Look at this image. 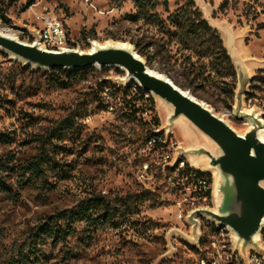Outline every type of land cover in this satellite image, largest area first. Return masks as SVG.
Masks as SVG:
<instances>
[{"label":"rangeland","instance_id":"obj_1","mask_svg":"<svg viewBox=\"0 0 264 264\" xmlns=\"http://www.w3.org/2000/svg\"><path fill=\"white\" fill-rule=\"evenodd\" d=\"M188 1L167 0L166 5L164 0H0V33L33 44L37 15H57L75 49L89 51L95 43L125 42L146 62L152 58L151 69L164 75L168 70L183 85L185 57L191 56L196 67L209 63L175 41L169 43L168 31L174 28L168 18L190 7ZM193 1L226 48L234 41L236 73L247 72L251 95L264 98V0ZM51 71L29 66L0 49V162L5 165L0 177L12 188L11 194L0 191V264L44 217L77 209L90 193L132 201L145 193L132 161L149 132L164 125L170 111L151 93L143 96L136 82H121L125 72L119 68L94 67L67 87L56 84L52 77L58 72ZM181 85L240 134L249 128L234 115L238 73L233 101L218 78L196 93ZM105 87L120 96L113 98L114 111L106 103ZM145 110L150 111L146 117L138 116ZM69 117L75 118L76 132L62 139L52 137ZM181 123L191 126L186 120L174 126L187 146L193 137ZM44 150L49 161L43 163V172L21 178L20 167ZM191 203L182 195L162 200L158 194L138 203L127 226L89 227L77 222L76 235L56 250L47 247L46 255L50 264H225L232 254L242 256L234 233L224 228L213 235L208 227L212 220L204 214L195 215L200 239L190 242L197 241L190 215L199 209L216 210L212 201ZM252 249L256 248L248 247L246 255Z\"/></svg>","mask_w":264,"mask_h":264},{"label":"water","instance_id":"obj_2","mask_svg":"<svg viewBox=\"0 0 264 264\" xmlns=\"http://www.w3.org/2000/svg\"><path fill=\"white\" fill-rule=\"evenodd\" d=\"M0 49L29 66L45 71L116 67L125 72V76L119 78L121 82L134 81L142 90L160 98L170 107L166 127H174L182 116V120L193 128L181 123L193 137V147L186 153L198 159L200 165L215 168L218 173L215 179L216 210L199 209L190 215L189 221L193 223V233L197 236V241L190 242L195 244L199 241V222L195 215L204 214L234 233L236 246L244 257L250 246L264 251L257 237L264 224V142L258 137L264 123L256 110H244L251 80L247 72H237L239 87L234 106L235 117L249 124L242 135L205 102L175 84L168 76L151 69L132 49L106 47L92 52L78 49L55 52L42 49L37 43L30 44L4 35H0ZM226 49L231 59L237 54L233 40Z\"/></svg>","mask_w":264,"mask_h":264},{"label":"trees","instance_id":"obj_3","mask_svg":"<svg viewBox=\"0 0 264 264\" xmlns=\"http://www.w3.org/2000/svg\"><path fill=\"white\" fill-rule=\"evenodd\" d=\"M139 2L136 1L137 6H139ZM164 3L167 5V0H164ZM188 3L190 7H185L168 18L170 26L174 28L173 31H168L171 38L169 43L175 41L182 50L193 51L199 57V60L208 59L209 63L196 67V63L192 61L191 56L185 57L181 63V76L185 79L183 85L179 83L175 76L171 75L170 71L166 70L163 72L174 83L190 89L193 93L197 92V88L198 90L203 89L205 86L210 85L212 80L218 78L225 86L222 88L225 94L233 101L237 73L224 41L219 32L203 18L202 13L196 8L195 2L189 0ZM151 61L152 58L147 57L148 65ZM93 68L84 70L59 69L58 71L53 70L51 73L55 74L58 72L52 77L53 81L61 87H67L71 81L82 77L88 71L93 70ZM196 82H198V87H194ZM126 88L130 89L131 85ZM138 90L143 96L148 93L141 88H138ZM127 91L126 89V93ZM155 122L158 124V119H155ZM69 132L71 134L76 132V121L73 117H69L61 124V127L56 128L52 137L62 139ZM151 132H149L147 138ZM46 157V151L44 150L27 165L21 166L18 170L21 178L28 173L40 175L43 172V163L49 161ZM3 168H5V165L0 162V170L5 171ZM199 173L203 176H210L208 171H199ZM0 191L7 194L12 192L11 185L1 177ZM152 196L156 195L145 192L137 195L133 201L124 198L108 200L103 195L90 193L77 209L69 212H57L44 217L42 221L28 232L27 240L18 245L13 255L3 264H50L49 257H47L45 252L47 247L56 250L60 245L74 237L77 231L75 226L77 222H83L89 227H94L98 224L116 228L127 226L133 214H135V208L138 203ZM213 231L219 233L220 228L213 226Z\"/></svg>","mask_w":264,"mask_h":264},{"label":"built area","instance_id":"obj_4","mask_svg":"<svg viewBox=\"0 0 264 264\" xmlns=\"http://www.w3.org/2000/svg\"><path fill=\"white\" fill-rule=\"evenodd\" d=\"M36 18L39 27L36 29L33 44L37 43L41 48L55 52L75 49L71 45L69 31L65 23L57 15L43 13L37 15ZM103 94L109 99L106 102L109 110L114 111L116 104L113 98L120 96L113 95L111 87H105ZM251 94V90L248 89L244 99V110H256V114L264 123V98H257ZM149 113V110H145L137 114L140 117H146ZM166 123L167 120L164 125L155 127L138 155H134L132 163L136 167V179L142 185L143 192L159 194L162 200L167 195L168 197L182 195L185 200L190 199L191 205L194 206L197 202L208 205L207 203L212 201L215 204L216 176L211 172H209L210 176L200 175L199 171L204 170L193 166L192 157L186 153L188 147L178 139L175 127H166ZM213 226L220 228L219 233L227 228L213 221L208 222L209 230L213 235L219 234L213 231ZM258 241L264 249V224ZM212 264L221 263L213 262ZM225 264H264V251L252 249L248 252L247 260L243 255L232 254L227 258Z\"/></svg>","mask_w":264,"mask_h":264},{"label":"bare ground","instance_id":"obj_5","mask_svg":"<svg viewBox=\"0 0 264 264\" xmlns=\"http://www.w3.org/2000/svg\"><path fill=\"white\" fill-rule=\"evenodd\" d=\"M0 35H4V36H7V37H11V36L6 35V34H0ZM39 47H40V46H39ZM106 47H121V48H125V49H128V50L131 49L130 45L127 44V43H125V42H106V43H104V44H99V43H95V44H93V47L89 50V52L94 51L96 48H106ZM40 48H41V47H40ZM42 49H44V48H42ZM158 99L161 101L160 98H158ZM249 112H250V111H249ZM182 119H183V117L181 116V117H179L177 120H182ZM247 124H248V123H247ZM248 125H249V124H248ZM236 131H237V130H236ZM237 132H238V131H237ZM242 135H243V134H242ZM258 137H259V139H260L261 141L264 142V127L261 128V129L259 130V132H258ZM192 163H193V166H194V167H196V168H198V169H200V170L210 171V172H212V173L217 177L218 173H217V170H216L215 168L209 169L207 166H202V165H200L199 160L196 159V158H193V157H192ZM258 236H259V234L257 235V237H258Z\"/></svg>","mask_w":264,"mask_h":264},{"label":"crops","instance_id":"obj_6","mask_svg":"<svg viewBox=\"0 0 264 264\" xmlns=\"http://www.w3.org/2000/svg\"><path fill=\"white\" fill-rule=\"evenodd\" d=\"M186 147H188V148L193 147V144L189 143Z\"/></svg>","mask_w":264,"mask_h":264}]
</instances>
